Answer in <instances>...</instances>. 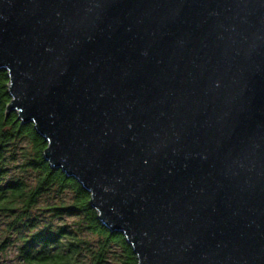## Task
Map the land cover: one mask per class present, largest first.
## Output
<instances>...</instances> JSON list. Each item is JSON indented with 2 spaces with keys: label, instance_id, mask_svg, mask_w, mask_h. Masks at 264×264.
I'll use <instances>...</instances> for the list:
<instances>
[{
  "label": "water",
  "instance_id": "water-1",
  "mask_svg": "<svg viewBox=\"0 0 264 264\" xmlns=\"http://www.w3.org/2000/svg\"><path fill=\"white\" fill-rule=\"evenodd\" d=\"M1 68L137 264H264V0H0Z\"/></svg>",
  "mask_w": 264,
  "mask_h": 264
},
{
  "label": "trees",
  "instance_id": "trees-1",
  "mask_svg": "<svg viewBox=\"0 0 264 264\" xmlns=\"http://www.w3.org/2000/svg\"><path fill=\"white\" fill-rule=\"evenodd\" d=\"M7 83V71L1 68L0 214L16 234L20 264H137L124 235L110 231L97 218L89 192L43 158L46 142L33 124L20 123L14 111L5 116ZM24 140L29 152H22L21 167L32 172V183L24 176L4 179L6 159ZM67 217L73 219L69 222Z\"/></svg>",
  "mask_w": 264,
  "mask_h": 264
},
{
  "label": "rangeland",
  "instance_id": "rangeland-1",
  "mask_svg": "<svg viewBox=\"0 0 264 264\" xmlns=\"http://www.w3.org/2000/svg\"><path fill=\"white\" fill-rule=\"evenodd\" d=\"M19 148H21V150ZM28 149L29 144L26 140H24L15 148L14 154H10V156L6 159V173L4 175V179L24 176L28 179V182L32 183V172H29V170L23 172L21 167L22 162L25 161L23 153L29 152ZM65 219L70 222L73 218L67 217ZM8 228L7 218L0 214V264H20L17 257V245L19 242L16 239V234L9 231Z\"/></svg>",
  "mask_w": 264,
  "mask_h": 264
}]
</instances>
